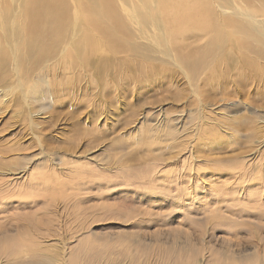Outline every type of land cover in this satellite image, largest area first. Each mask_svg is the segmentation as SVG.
I'll return each instance as SVG.
<instances>
[{
	"label": "rangeland",
	"instance_id": "rangeland-1",
	"mask_svg": "<svg viewBox=\"0 0 264 264\" xmlns=\"http://www.w3.org/2000/svg\"><path fill=\"white\" fill-rule=\"evenodd\" d=\"M108 1L121 18L136 3ZM243 1L252 19L168 1L167 56L152 32L137 48L135 22L107 35L88 16L48 52L3 47L0 241L23 247L0 264L264 260V0Z\"/></svg>",
	"mask_w": 264,
	"mask_h": 264
},
{
	"label": "bare ground",
	"instance_id": "bare-ground-1",
	"mask_svg": "<svg viewBox=\"0 0 264 264\" xmlns=\"http://www.w3.org/2000/svg\"><path fill=\"white\" fill-rule=\"evenodd\" d=\"M134 1H136L135 7L131 10H128L127 13L125 14V16L121 18V17L115 15L111 11V3L108 0H73V4H75L74 5L75 10L71 11L72 14H69V9H68V6H67V3L65 0H0V47H1L0 48V63H3L4 61H6V56H9V55H7L6 50H4V48H3L4 46L14 47L17 50V53L14 50L13 51H14L15 60L18 62V60L20 59L18 56V52L21 49L18 47L21 44H24L25 41L30 43L32 45V47H34V48L42 47L45 52L46 51L48 52L49 50H51V48L53 46V43H54L53 41L55 39H57V37H59L61 34H63L67 29H70L69 23H67V20L69 18H71V20H72V29H74L78 25L80 17L84 18L87 16L90 18L89 21L91 23H93L92 25L95 27V29L98 32H102V33H105L107 35H110L111 25L113 27L122 26L124 23L121 21V19H124L127 22H128V20H131V21L135 22L136 24H138V28H133L132 26H130L133 30H135L136 32L139 33L138 34L135 32L138 35V39L135 40V42H134V44L137 45V48L147 49L143 46L144 40H143V37H141V35L143 36L147 33L152 32V33H154V36L149 40V42L151 43V45H153V47L156 51L162 53L164 56H167L169 53V51L167 50L168 43H167V39H166V26L168 24V18H169L168 14H167V12L169 10L168 1H174L178 4L177 11H182L186 7V3L184 2V0L183 1L182 0H149V1H151V4L145 3L144 2L145 0H134ZM68 3L71 4L70 1H68ZM214 3H215L214 9L216 11H218L220 16H224L225 13H228V14H232V15H242L243 18L247 17L249 19H252L251 17H254V14L256 13L255 7L250 6L248 2H245L243 0H212V2H210L207 5L211 6ZM73 4H72V6H73ZM81 4H82V6H81ZM72 6H70V7H72ZM149 9H151V13H148ZM171 10H173V9H171ZM243 11H248L251 13V15L245 14ZM153 17H157V19H159V20H165V22L164 23H154ZM225 17L227 20H230V17L228 15ZM218 35H219V33L216 34L214 37H218ZM73 37H76V36L72 35L71 38H73ZM79 38L80 37H78L77 39H79ZM161 39H163L165 41L164 46L162 45ZM220 39H222V38H220ZM223 42H225L224 39H223ZM191 64H196V62L193 61V62H191ZM246 168H248V167H246ZM181 173H182V171H181ZM262 173H264V172H262ZM258 177H259V175H258ZM187 178H189V177H187ZM252 178H254V177H252ZM180 180H182V178ZM190 180H192V178ZM177 181H179V180H177ZM258 181L260 182V180H258ZM249 184H251V182ZM237 188H240V187H237ZM238 190L240 191V189H238ZM259 194H261V193H259ZM234 199H235V197H234ZM56 205L58 206L57 207L58 209L60 207L64 206L62 201L59 203H56ZM58 209H56V210H58ZM30 232H29V235L32 237L33 234L31 235ZM46 233H48V232H46ZM39 234H41V233H39ZM44 234L45 233H43V236H44ZM46 235H48V234H46ZM58 241H59V239H58ZM191 241L192 240H186L185 245L195 246L196 243L193 244ZM32 243H34V241L31 242L30 245ZM56 244H57V242H56ZM58 244H61V243H58ZM61 245H62L61 247H63V244H61ZM205 245H207V244H205ZM53 246H55V245H53ZM21 247H23V246L20 243L19 244H15V243L12 244L7 239L4 241H0V255H2V254L6 255V254H11V253H17L18 254L19 253L18 250H20ZM75 247H77V246H75ZM77 248H76V250H77ZM27 250H28V248H27ZM27 250H24V251H27ZM82 251H83V249H82ZM210 252H211V250H210ZM259 252L263 253L264 251H263V249H261L258 251V253ZM60 253L62 254V250ZM60 253H58L59 258L56 256L57 254L55 251L56 255H54V254L53 255L56 256L57 258L48 254L47 256L45 255V257H42L41 259H38L34 262L31 261V263H29V264H63L64 263L63 261H62L63 262L62 263L61 261L58 260V259H61L60 258L61 255H59ZM94 253L95 252H93V254ZM228 253L226 252V254H228ZM239 253H241V252H239ZM202 254L203 255H201V257L198 255V257H200V259H197V258L189 259V258H187L184 262H180L178 260H184L185 258H182V257L178 258L177 257L173 264H263L264 263V260L262 257L259 259H255V261L254 260L253 261L248 260V259H247V261H245V260L240 261L241 257H242V259L244 258L243 256H240V255H237L240 258H238L236 261L233 258L234 256H231V255H234L235 253L234 254L230 253L227 260H226V257L224 256L223 259L225 261H220L219 259L218 260L212 259V258H210V256L206 255V253H203V252H202ZM67 255H68V253H67ZM79 255H80V253H79ZM87 255H89V253ZM14 256H15V254H14ZM4 257L5 256H3L2 259ZM9 257H7V258H9ZM66 258H68V257H65V259ZM0 259H1V257H0ZM9 259L10 260L7 261L6 264H16V263L17 264H26L22 261L18 262V260L15 258L14 259L9 258ZM18 259H19V256H18ZM69 262H71V261H69ZM75 262H76V260H74L73 264ZM75 264H77V263H75ZM81 264H83V261ZM87 264H89V262Z\"/></svg>",
	"mask_w": 264,
	"mask_h": 264
}]
</instances>
